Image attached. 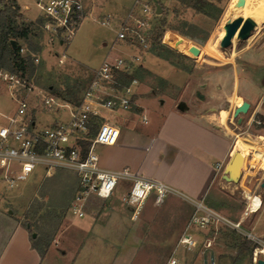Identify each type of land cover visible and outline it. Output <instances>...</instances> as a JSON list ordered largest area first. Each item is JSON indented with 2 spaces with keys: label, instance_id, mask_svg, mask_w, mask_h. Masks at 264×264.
I'll return each instance as SVG.
<instances>
[{
  "label": "rangeland",
  "instance_id": "obj_1",
  "mask_svg": "<svg viewBox=\"0 0 264 264\" xmlns=\"http://www.w3.org/2000/svg\"><path fill=\"white\" fill-rule=\"evenodd\" d=\"M6 1L0 0V6ZM22 1L32 9L31 15L35 14L36 16L33 17L34 20L26 19L28 17L20 13L19 7L16 17L19 22H33L41 17L35 0ZM148 1L156 8L159 6V11L156 9V13L149 19L150 46L154 51L149 49L146 52L143 65L136 71L140 83L146 85L147 95L154 93L156 97L170 101L173 106L180 103L186 106L195 105L202 113L212 111L213 106L219 108L223 105V90L224 93L232 94L230 100L240 102L241 99L236 97L238 89L237 86L235 88L237 82L234 80L218 82L219 85L216 87H219L220 92L215 99L208 95L210 90H207L205 80L208 75L220 73L216 70L219 63L240 59L242 49L248 46L261 30H264V0H244V4L240 6L235 5L236 0ZM194 4H199L201 10L193 7ZM85 13H87L86 8ZM237 16L254 18L257 21L256 27L247 39L235 37L231 46L220 47L221 37L218 38V31L225 23ZM38 33L41 35L39 41L42 50L37 54L43 65L38 66L32 73L29 70L23 74L15 73L21 74L26 80L41 87L50 88L53 93L62 97L70 98V94L75 92L72 97L75 99L90 80L93 70L87 66L79 65L67 57L64 58L63 63H58L57 57L62 55L65 46L57 45L55 47L54 42L53 45L51 44L52 46L49 45L48 35L38 27L34 28L32 34L37 36ZM185 33L189 35H185ZM113 37L114 34L109 31L108 27L98 24L89 17L83 22V26L80 25L75 37L70 42L72 44H68L66 55L88 66L98 67L105 58H102L103 53L109 49ZM29 40H36L35 35L31 36ZM29 40L17 39L20 46L25 48L22 54L26 52ZM211 44H215L217 52L210 49ZM160 45H165L168 49L162 50ZM191 47L198 48L195 59L186 54ZM42 54L47 56L46 61ZM114 56L116 55L110 54L109 57ZM186 84L188 85L187 91L182 93L183 86ZM151 106L156 109H164L166 105H157L153 100ZM15 108L16 105L9 97L6 86L0 84V111L6 113L14 111ZM134 108L135 106L132 105V109ZM140 115H137L136 124L143 127L145 123ZM259 126L254 124L248 130L250 133L258 135L257 137L248 135L244 132L246 130L239 133V136H246L256 143H263L264 130ZM237 148L244 152L245 157L250 156L251 158L252 149L250 147L245 148L242 144H238ZM95 151L103 161L110 160L114 155L107 146L99 145ZM251 159L250 163L254 165V169L264 168V165L251 162ZM246 164L247 162L242 167H246ZM76 185L77 178L68 169H57L50 176H44L42 170H37L29 180L10 188L0 180V209L27 227L29 236L35 233V242H38L42 248L53 246L57 251H67L65 256L50 257L44 264H64L71 259L72 254L77 253L90 234L104 233L105 229L110 227L108 222L113 216L120 219L129 217L130 226L136 232L146 233L148 231L147 237L145 234V238L139 243L130 242L138 247L133 251L128 250L117 264H163L169 257L173 246L178 244V237L189 223L194 211L193 206L181 197L169 194L168 197L155 204L156 199L151 195L147 201L152 205L146 207L145 201L140 211L139 223H135L130 218L131 208L128 212L123 207L121 197L127 189V183L122 181L109 199L91 200L86 210L85 219H75L69 214L68 207ZM260 190L258 187L257 194ZM260 198L258 197V200ZM247 202L248 197L242 198L240 207L245 209ZM261 202H263L262 198ZM253 214L246 217L241 225L243 229H247V223L253 220ZM257 217L258 228H264V207L259 211ZM143 219L144 224L142 225ZM119 227V233L122 236L126 233L127 226ZM194 229L197 243L191 252L180 255L184 264L234 263V258L238 256L234 246L235 242L245 240L236 229L227 223L216 221H210L206 226L202 228L198 226ZM100 245L101 243L96 241V250H99L98 246ZM102 249V259H96L97 255L92 259L88 252H83L75 264H110L111 250L107 247L106 250ZM206 249L211 250L212 256L210 251L207 252L206 257L204 256ZM106 253H110V255H106ZM95 259L97 263H93ZM235 264H252V262L250 256L244 254L239 256Z\"/></svg>",
  "mask_w": 264,
  "mask_h": 264
},
{
  "label": "crops",
  "instance_id": "obj_2",
  "mask_svg": "<svg viewBox=\"0 0 264 264\" xmlns=\"http://www.w3.org/2000/svg\"><path fill=\"white\" fill-rule=\"evenodd\" d=\"M16 1L20 7V13L28 17L26 19L34 20L33 17L36 15H31L32 9L29 5L22 0ZM134 1L82 0L87 10V16L83 22L90 17L98 24L108 27L109 31L114 34L109 49L105 50L102 58L126 51V47L115 40V32L119 22L128 13ZM106 16L112 18L110 25H103L99 22ZM57 45L61 44L54 42V46L57 47ZM67 49L68 45L63 50L65 57L91 70L97 68V66H88L67 56ZM241 55L240 59L219 63L216 70L220 73L208 75L205 80V86L207 90H210L208 95L213 99L219 96L220 89L216 87L219 85L218 82L231 80L237 82L235 83V88L237 86L238 89L236 95L241 99L240 102L230 100L232 94L224 93L223 90V105L219 108L215 107L217 111L214 106L212 111L203 113L195 105L186 106L180 103L173 106L170 101L158 98L154 93L147 95L146 85L139 81L133 97L132 105L135 108L132 109L131 105L129 110L114 114V120L120 126V134L115 145L107 146L114 155L110 160H100V162L109 169L117 170L127 166L141 174L163 181L174 190L172 193L174 197H181L192 206L194 202H202L229 222H240L242 225L246 217L254 213L253 220L247 223L246 228L264 236V228H258L257 224L258 213L264 207V188L260 187V183L264 180V168L254 169V165L250 163V156H246L247 164L246 167L241 168L238 181L232 182L224 178L228 162L238 151L236 141L239 133L246 130L244 132L248 135L257 137L258 135L248 131L254 124L260 125V129L264 130L261 123H255L256 120L260 121L259 115L264 116V30H261L255 39H252V42L242 49ZM42 56L46 61L47 56L45 54ZM183 87L182 93H185L188 85ZM153 100L157 105H166L165 108H153L151 106ZM243 101L249 104L247 112L234 116L235 108ZM222 112H224L223 115ZM138 114H141V119L143 115L146 118V121L142 119L145 123L143 127L136 124ZM258 187L261 189L258 194L263 202L258 210L244 216L240 201L253 192L257 194ZM149 198L146 199V207L152 205L147 201ZM256 199L258 200V196ZM123 207L130 212L128 205L123 203ZM129 221V217L126 219L111 217L108 222L110 227L106 228L104 233L90 234L77 253L72 254L71 259L64 264H75L83 252H88L92 259L97 255L96 259L100 260L103 247H107L112 252L111 255L106 253L111 256L110 264H117L128 250L133 251L138 247L130 242L139 243L148 232L134 231ZM141 224H144V219ZM121 225L127 226V231L122 236L119 233ZM146 229L148 230L147 223ZM194 230V228L190 229L197 243ZM96 241L101 243L98 246L99 250H96ZM120 241L122 243H119ZM193 249L185 250L178 243L173 246L169 257L175 255L179 258L180 264H184L180 255L191 252ZM114 251L116 253H113ZM66 254L67 251H57L50 246L41 258L38 251L32 247L27 227L0 209V264H44L50 257L57 258ZM96 259L93 263H97Z\"/></svg>",
  "mask_w": 264,
  "mask_h": 264
},
{
  "label": "built area",
  "instance_id": "obj_3",
  "mask_svg": "<svg viewBox=\"0 0 264 264\" xmlns=\"http://www.w3.org/2000/svg\"><path fill=\"white\" fill-rule=\"evenodd\" d=\"M35 4L42 18L40 28L48 35L50 43L67 46L87 16L82 0H35ZM156 9L148 0L134 1L116 29L115 40L126 47V51L114 57L106 56L93 69L90 80L76 99L62 97L50 88L26 80L21 74L0 69V84L6 86L16 105L12 112L0 111L1 183L10 188L29 180L37 170L50 176L57 169H68L77 178L68 212L75 219H85L91 200L109 199L119 183L125 181L127 189L121 200L131 208L130 218L135 223H139L147 198L153 195L156 202H160L174 192L165 182L127 166L117 170L104 167L95 151L99 145L113 146L118 141L120 126L114 114L129 110L133 104L139 84L136 71L150 48L149 19ZM99 22L110 25L112 18L106 16ZM24 51L20 46L19 53ZM64 57L62 53L58 63H62ZM39 59V55H35L34 63ZM142 119L146 121L144 115ZM193 206L189 223L178 241L185 250L196 245L190 229L202 228L210 221L224 222L252 243V264H264L263 235L243 229L240 222H229L202 202H194ZM165 264H180V261L172 255Z\"/></svg>",
  "mask_w": 264,
  "mask_h": 264
},
{
  "label": "trees",
  "instance_id": "obj_4",
  "mask_svg": "<svg viewBox=\"0 0 264 264\" xmlns=\"http://www.w3.org/2000/svg\"><path fill=\"white\" fill-rule=\"evenodd\" d=\"M198 1L203 2L202 0ZM193 7H195L199 11L201 10L199 4H194ZM18 12L19 5L16 0H7L5 3H3L2 6H0V69L2 68L10 72H21L22 74L26 70H29L30 73H32L38 66L43 65V62H40V60L37 64H35L33 61L35 55H37V53L42 50V45L39 41L41 35L39 33L37 36L36 34H32L34 28L38 27L39 29H41L40 25L42 23V18L39 17L35 21L28 23L19 22L16 18ZM33 35H35L36 40H29ZM185 35L189 34L185 33ZM168 36L171 35L168 34ZM18 38L30 41L27 44L26 52L24 54L19 53L20 44L17 41ZM11 40L15 41V48L12 47ZM149 49L154 51L151 46ZM160 49L167 50L168 48L165 45H160ZM74 95L75 92H72L70 94V99H73L72 97ZM258 117L260 119L261 126L264 127V116L259 115ZM76 187L74 189V192L76 190ZM30 240L32 247L35 248L38 251L39 256L43 258L48 247L45 246L44 248H42V246H39L38 242H35L36 237H32V234L30 235ZM234 246L237 249L238 256L234 258L233 264H235V262L239 259L240 255L245 254L250 256L252 249V243L250 241H237L235 242Z\"/></svg>",
  "mask_w": 264,
  "mask_h": 264
},
{
  "label": "water",
  "instance_id": "obj_5",
  "mask_svg": "<svg viewBox=\"0 0 264 264\" xmlns=\"http://www.w3.org/2000/svg\"><path fill=\"white\" fill-rule=\"evenodd\" d=\"M244 4V0H236L235 5L240 6ZM157 11H159V6H157ZM257 25V21L252 17L242 18V16H237L232 20L228 21L224 24V34L220 39L219 45L222 48H226L232 45V38L236 35V37L240 39H247L255 26ZM12 47L15 48L16 44L14 40H11ZM191 58L195 59L198 54V48L191 47L189 52L186 53ZM249 104L247 101H243L238 107L234 110V116L240 113H246L248 110ZM238 152H235L230 161L228 162L225 168V176L224 178L228 181L237 182L241 176V168L243 158L238 156ZM264 178V173H263ZM260 187L264 188V180L260 183ZM32 237H35V233L32 234ZM210 251V255L212 256V252L210 249H206L204 252V256L206 257L207 252Z\"/></svg>",
  "mask_w": 264,
  "mask_h": 264
},
{
  "label": "bare ground",
  "instance_id": "obj_6",
  "mask_svg": "<svg viewBox=\"0 0 264 264\" xmlns=\"http://www.w3.org/2000/svg\"><path fill=\"white\" fill-rule=\"evenodd\" d=\"M223 34H224V28L221 27L220 30L218 31V38L222 37ZM235 37H236V35L232 38V41L234 40ZM209 47H210V49L213 52H217V50H218L215 47V44L214 45L211 44ZM236 97H237V95H236ZM236 143H237V145L238 144H242L243 147H245V148L250 147L252 149V151H251V153H252L251 154L252 155L251 156V158H252L251 162H257L261 166L264 165V142L263 143H256L255 141L249 139L246 136H239L237 141H236ZM237 150H238L237 152L239 153L238 156H240V158L242 157L244 159L243 162H242V165H244V162H245V159H246L245 154L239 148H237ZM256 196H258L260 198V196L258 194H256L255 192H253L250 196H248V202H247L246 208H245V210L243 212L244 216L248 215L249 213H251V212H253L255 210H258V208L260 207L261 200H260V203L258 204V200L256 199Z\"/></svg>",
  "mask_w": 264,
  "mask_h": 264
}]
</instances>
